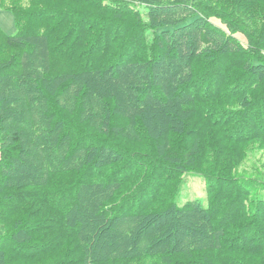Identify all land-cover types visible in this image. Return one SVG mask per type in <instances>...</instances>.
Returning <instances> with one entry per match:
<instances>
[{
    "label": "trees",
    "instance_id": "1",
    "mask_svg": "<svg viewBox=\"0 0 264 264\" xmlns=\"http://www.w3.org/2000/svg\"><path fill=\"white\" fill-rule=\"evenodd\" d=\"M57 1L110 15L0 0L17 26L0 27V222L11 226L0 264H264L262 188L228 176L235 159L220 167L229 144L241 158L240 145L264 143V24L244 45L207 0ZM248 2L234 9L245 25ZM30 74L67 148H47L37 129ZM152 91L187 115L165 146L133 115ZM218 134L225 146L212 150L204 139ZM203 162L214 201L178 204L186 169Z\"/></svg>",
    "mask_w": 264,
    "mask_h": 264
},
{
    "label": "rangeland",
    "instance_id": "2",
    "mask_svg": "<svg viewBox=\"0 0 264 264\" xmlns=\"http://www.w3.org/2000/svg\"><path fill=\"white\" fill-rule=\"evenodd\" d=\"M210 3L211 9L213 10L212 21L222 27L227 28V24L225 22L228 19L233 23L234 29H237L236 36L239 40L243 42L244 45L249 44V39L246 37V33L250 32L253 28L255 30H259L262 32L261 24L263 25L262 18L264 17V0H252L249 1L247 5L242 6V11L244 10L246 18L248 16V20L253 22L251 25H245V21L241 18H244V15L241 16L238 13L234 12L236 9V1L237 0H207ZM94 2V1H92ZM106 3L110 6H118L122 2H128L134 8H138L142 6V2L140 0H106ZM249 5V6H248ZM43 7H52L56 10H61L64 8H71L75 7L78 10H84L90 13L93 17L94 16H109L110 14L106 13L105 11L98 10L96 8H92L87 5H78L72 4L71 2L67 1H57V0H35L33 8H43ZM146 9V8H142ZM252 14H251V13ZM241 14V12H240ZM243 14V13H242ZM122 17V16H120ZM241 21H239V20ZM246 19V21H247ZM0 27L8 33L14 34L17 32V26L15 21V15L12 11L2 8L0 3ZM246 32V33H245ZM246 35V36H245ZM252 38H255L256 42L258 38L251 35ZM258 36V35H257ZM264 52V49H263ZM36 75H26L23 78V87L28 92L30 96L31 107L33 110V115L35 119V123L37 129L39 130L40 134L45 139V144L47 148H67L69 144L68 136L59 137L60 130L62 128L61 124H58L56 121L53 122L49 116L46 115V102L45 99L40 91V89L35 85L36 84ZM162 92V91H161ZM164 93V92H163ZM154 91L149 92L147 95V99H145L141 103L136 102V106L133 111V115L141 116L145 123L147 124L150 132L155 136L158 143L162 146L168 145V140L171 134H174V131H178V133L183 132L184 127V120L187 116L186 113L182 110L183 103H173L168 106H163L161 103L156 102L154 98ZM214 115V114H213ZM189 135V134H188ZM172 136V135H171ZM168 138V140H167ZM189 141V138L187 137ZM176 142V141H174ZM199 140H195V146L199 144ZM205 144L207 147H211L212 150H216L218 148H224L225 142L223 139L220 138L219 134L217 136H213L211 138L204 139ZM231 148L232 144H229ZM177 146V144H173V147ZM244 148L245 152L243 153V157L241 158H234L232 154V150L230 148V152H227L226 155L220 160V167H224L228 158L231 157L232 161V168L228 167L226 170L228 176L235 175L239 177H243L246 179H252L253 182H256L257 185L262 188L263 196H264V143L259 140H253L248 143H244V145H240ZM232 151V152H231ZM222 152V151H220ZM217 161V160H216ZM206 162L200 164L199 167L195 168H187L186 173L183 175V183L181 190L176 197V202L178 204H182L187 200H200L204 204H210L213 202L214 198L211 195L210 198L207 196L206 191V176H205V169L203 167ZM208 168V167H207ZM209 169V168H208ZM205 172V173H204ZM226 188H230L231 185L229 182L225 184ZM229 218V217H228ZM257 222H259L257 220ZM0 231H8L11 228L8 223H1ZM193 234V232H192ZM195 234V233H194ZM255 232L249 234L248 236L244 237L243 240L245 242H250L249 237H254ZM261 237L262 234H257L254 242H256V238ZM264 240V237H262ZM260 246L264 248V244L260 242ZM17 264V263H16ZM25 264V263H20ZM30 264V263H26Z\"/></svg>",
    "mask_w": 264,
    "mask_h": 264
}]
</instances>
